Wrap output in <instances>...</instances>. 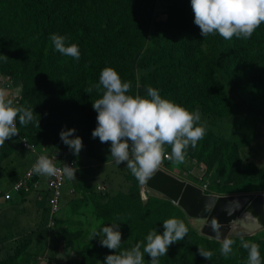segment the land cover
Wrapping results in <instances>:
<instances>
[{"label":"trees","instance_id":"obj_1","mask_svg":"<svg viewBox=\"0 0 264 264\" xmlns=\"http://www.w3.org/2000/svg\"><path fill=\"white\" fill-rule=\"evenodd\" d=\"M193 20L190 0H0V54L9 58L0 60V76L19 90L17 104L34 110V120L27 126L17 121L20 134L0 147V182L16 175L24 137L54 157L65 152L76 160L60 140L63 128H75L82 138V161L112 162L110 142L91 135L97 115L92 103L102 98L103 89L86 93L99 82L102 69L112 67L122 80L131 81L130 95L149 98L151 86L190 111L200 108L209 130L188 149L186 159L204 166L210 192L264 190V24L251 39L225 40L219 34L203 38ZM52 33L79 45L78 62L55 51ZM164 165L172 162L165 159ZM121 174L125 189L110 193L97 192L88 177L78 176L73 194H63L65 206L57 219L50 216L47 194L39 186L1 200V209L9 205L15 213L4 220L0 213V264H37L43 251L30 244L33 236L45 234L50 220L55 222L52 243L64 241L65 261L56 258V248L48 253L49 261L104 264L115 253L101 247L94 232L121 223L119 252L146 243L154 228L162 234L163 221L173 217L182 219L189 232L160 257V264H247L241 236H228L236 241L233 254L221 256L220 242L194 229L176 205L153 196L143 200L141 184L126 166ZM91 214L94 221L87 219ZM242 237L259 245L264 261V233ZM198 247L212 251V259L201 257ZM144 259L149 264L147 254Z\"/></svg>","mask_w":264,"mask_h":264},{"label":"clouds","instance_id":"obj_2","mask_svg":"<svg viewBox=\"0 0 264 264\" xmlns=\"http://www.w3.org/2000/svg\"><path fill=\"white\" fill-rule=\"evenodd\" d=\"M190 3L194 14L193 23L200 29V35L203 38L219 34L225 40H231L233 37L247 40L252 38L261 24H264V0H190ZM49 38L55 51L62 56L71 57L77 62L80 60L79 45L69 43L67 36L52 33ZM0 60L6 62L9 58L0 54ZM93 87L97 90L102 88L103 91L102 98L92 103V108L97 113L96 127L92 131V138H99L101 143L110 142L109 152L112 162L107 163L119 166L126 162V168L141 184L140 195L143 200L148 199L150 196L161 198L156 196L153 190L147 186L148 180L158 170L167 172L196 187L198 186L195 182H199L200 187L198 188L203 193L221 196L218 193L209 191L207 181H204V166L186 159L188 149L190 147L195 148L198 142L205 138L209 130L208 122L203 119L199 107L190 111L180 104L162 98L159 90L151 86L147 87L149 98H143L138 94L130 95L128 93L132 88L131 81L122 80L119 73L112 67L102 69L99 82L89 87L86 93H91ZM9 91L12 93L10 94ZM17 91L19 92L13 82L7 77L0 76V147H3L6 141L12 140L13 137L20 134L17 121L21 126H27L34 120L33 109L17 104ZM13 93H15L14 96H12ZM75 133V128H63L59 133V137L72 154L78 157L84 145L82 138L75 135ZM166 146L171 148L170 153L166 151ZM21 147L23 148L22 152L32 156V162L26 171L12 184L11 190L4 191L0 201L10 200L14 191L34 189L39 186L47 194L46 204L50 216L56 218V215H59L64 206L62 204V202L65 203L64 196L73 194L74 188L72 191L68 189L69 186L72 185L73 187V183L80 179L78 176L88 177L90 183L94 182L93 175L77 170L78 160L69 159L65 152L59 157H54L48 151L42 149L43 147L29 142L26 137L22 138ZM165 159L170 160L172 166L173 164H183V170L174 173L167 171V168L172 166H165ZM255 161L259 166L262 163L259 158H256ZM92 162L96 163L93 160H88L82 161L79 165L80 167L82 165L89 167ZM107 163L100 164L105 165ZM191 167L192 172L190 171ZM195 168L199 171V175ZM34 175H38L39 179H35ZM119 176L121 180L119 186L123 187L124 190L125 182L121 171ZM64 185L68 186L65 191H63ZM95 189L97 192L108 193L121 191L112 190L110 184L107 186L105 180L97 182ZM145 192L147 195H145ZM250 193L264 197V190L225 195ZM63 194L65 195L63 196ZM119 219L117 217V220ZM253 219H256L259 223L258 217H253ZM120 224L113 222L101 228L100 231L93 233V239L100 238L101 247L115 253L107 255L104 264H145V254L151 258L149 264H160V257L167 256L170 246L184 240L189 232V227L182 219L169 218L163 221L162 234H158L157 229L154 228L147 234L146 243L137 242L130 249L118 252L117 250L120 249L122 244ZM54 226L55 222L53 223L50 220L42 237L33 236L34 241L30 244L33 250L41 248L43 251L38 255L37 264H57L56 260L49 261L47 259L51 248L52 250L57 249L56 258L59 255H64V241L59 239L57 243H52L50 230ZM222 227L223 225L214 220L211 228L215 235L209 237L220 242L219 251L221 256L228 258L233 254V245L236 241L228 238V236H241V247L248 251L247 264H264L261 259L259 245L242 237L254 236L258 232L249 235L231 234L233 229L229 227L230 232L226 233L228 236H225L221 231ZM197 231L202 234L200 230ZM235 231L239 233V231ZM34 242L37 243V247L34 246ZM39 242H42L43 246H38ZM198 254L207 261H210L214 255L212 251L203 247H198Z\"/></svg>","mask_w":264,"mask_h":264},{"label":"water","instance_id":"obj_3","mask_svg":"<svg viewBox=\"0 0 264 264\" xmlns=\"http://www.w3.org/2000/svg\"><path fill=\"white\" fill-rule=\"evenodd\" d=\"M147 186L156 196L177 205L192 227L204 235H208L204 229L211 228L214 220L223 225L222 230L231 227V234L249 235L264 230V197L261 195H208L195 185L162 170L148 180ZM253 217H258L259 223Z\"/></svg>","mask_w":264,"mask_h":264},{"label":"rangeland","instance_id":"obj_4","mask_svg":"<svg viewBox=\"0 0 264 264\" xmlns=\"http://www.w3.org/2000/svg\"><path fill=\"white\" fill-rule=\"evenodd\" d=\"M159 17L161 18L162 15H159ZM9 93L11 94L12 92L9 91ZM15 93L12 94V96H14ZM78 159V167H77V170L79 171H83V173L85 172V174H89V175H93L94 177V182H91V187L92 188H95L96 185H97V182H100L101 180H105V182L107 183V186L108 184H110L111 186V189L116 191V190H123V187L119 186L120 185V176H119V172L124 169V167L126 166V162L125 163H122L120 164L119 166H116L115 164H103L101 165L100 163H94L92 162V164H90L89 167L87 166H81L80 167V163L82 162V158L81 157H77ZM32 162V156H30L29 154L25 153V152H21V155L18 159V165H17V172H16V175L13 176V177H6V176H3L1 182H0V191L1 192H4L8 189H10V187L12 186V184L23 174V172H25V170L30 166ZM183 164H179V165H176V164H173V166L171 168H167V171L171 172V173H174L175 171H182L183 170V167H182ZM264 166V164H263ZM196 171H197V174L199 175V171L197 170V168H195ZM190 171L192 172V167L190 169ZM189 175V173H188ZM190 177H192L191 175H189ZM98 177H100L98 179ZM194 178V177H193ZM197 184L198 187H200V183L199 182H195ZM209 188L211 189V191H213V187L209 182H207ZM240 186H246V188H250V187H253V185H243V184H239ZM67 185H64L63 187V191L67 190ZM69 191H72L73 190V187L72 185L69 186ZM63 204V202H62ZM65 206V205H64ZM67 209V208H66ZM2 212V218L4 220L5 217H8V218H11L12 217V213H15L13 208L9 205H5L3 206V208L1 209L0 207V213ZM59 218V215L57 214L56 215V219ZM23 219V218H22ZM88 221H94V217L93 215H89L87 217ZM24 221V219H23ZM1 222V220H0ZM222 233L226 236H228V232H230V230L226 229V230H222ZM204 233L208 234V235H212L214 236V232L212 231V228H205L204 229ZM262 233H264V230L256 233L255 235H261ZM34 245L37 247V243L34 242ZM42 245L43 246V243L42 242H39L38 243V246ZM60 249V248H59ZM58 260H62L63 262L65 261V258H63V256L59 255L58 256Z\"/></svg>","mask_w":264,"mask_h":264},{"label":"crops","instance_id":"obj_5","mask_svg":"<svg viewBox=\"0 0 264 264\" xmlns=\"http://www.w3.org/2000/svg\"><path fill=\"white\" fill-rule=\"evenodd\" d=\"M42 149H44L45 151H47V149H46V147L45 146H43V148ZM49 153V152H48ZM215 193V192H214ZM219 194V193H218ZM219 195H225V194H219ZM209 237H211V236H209Z\"/></svg>","mask_w":264,"mask_h":264}]
</instances>
